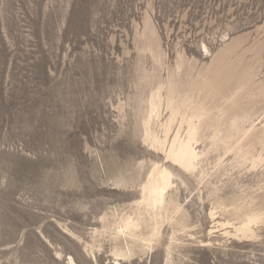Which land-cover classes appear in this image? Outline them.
I'll use <instances>...</instances> for the list:
<instances>
[{
  "label": "rangeland",
  "instance_id": "obj_1",
  "mask_svg": "<svg viewBox=\"0 0 264 264\" xmlns=\"http://www.w3.org/2000/svg\"><path fill=\"white\" fill-rule=\"evenodd\" d=\"M69 256L264 264V0H0V264Z\"/></svg>",
  "mask_w": 264,
  "mask_h": 264
},
{
  "label": "bare ground",
  "instance_id": "obj_2",
  "mask_svg": "<svg viewBox=\"0 0 264 264\" xmlns=\"http://www.w3.org/2000/svg\"><path fill=\"white\" fill-rule=\"evenodd\" d=\"M137 228V226L136 225H133V223H131L130 221H128L127 223H126V230H127V234H129V235H134L133 234V232L132 231H134L135 229ZM143 238V237H142ZM145 242L146 243H148V242H150L148 239L147 240H145ZM128 253V254H127ZM130 250H127V252L126 253H120L119 255L120 256H122V257H128L129 255H130ZM117 255V254H116ZM69 264H74V260H73V258L72 257H70L69 256Z\"/></svg>",
  "mask_w": 264,
  "mask_h": 264
}]
</instances>
